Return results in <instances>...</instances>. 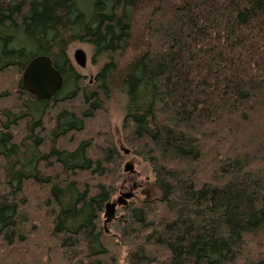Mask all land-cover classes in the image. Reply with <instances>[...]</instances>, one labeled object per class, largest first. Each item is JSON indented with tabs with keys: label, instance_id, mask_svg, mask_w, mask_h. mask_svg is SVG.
<instances>
[{
	"label": "trees",
	"instance_id": "1",
	"mask_svg": "<svg viewBox=\"0 0 264 264\" xmlns=\"http://www.w3.org/2000/svg\"><path fill=\"white\" fill-rule=\"evenodd\" d=\"M74 43L105 61L92 79ZM42 55L63 78L48 101L22 85ZM4 78L0 264H264V0H0ZM114 93L161 194L106 223Z\"/></svg>",
	"mask_w": 264,
	"mask_h": 264
},
{
	"label": "rangeland",
	"instance_id": "2",
	"mask_svg": "<svg viewBox=\"0 0 264 264\" xmlns=\"http://www.w3.org/2000/svg\"><path fill=\"white\" fill-rule=\"evenodd\" d=\"M77 49H81L86 53L88 61L85 69L79 68L73 61V54ZM68 55L70 56L77 72L89 79H92V77L96 75V73L105 63L104 60L94 62L92 60L93 54L91 47L83 43H74L73 45H71L68 49ZM4 81H7V78H4L2 82H0V86ZM125 102L126 101L123 96L118 93H114L112 97L105 103V109L108 114L111 133L113 135L115 145L117 146L120 153L124 156L122 167L123 178L118 185L117 192H115L112 200H116V198L119 195L121 196V194L123 195L128 193L133 194V198L130 201L139 202L150 200L159 197L161 192L159 187L154 183V178L150 166L142 161L139 157L131 155L127 150V147L124 145L121 124L124 116L123 111ZM33 207L34 203H32V209ZM120 208L121 207H117L116 214L118 209ZM27 256L28 257L26 259H30V255Z\"/></svg>",
	"mask_w": 264,
	"mask_h": 264
},
{
	"label": "water",
	"instance_id": "3",
	"mask_svg": "<svg viewBox=\"0 0 264 264\" xmlns=\"http://www.w3.org/2000/svg\"><path fill=\"white\" fill-rule=\"evenodd\" d=\"M73 61L81 69L87 66V56L84 51L77 49L73 54ZM23 88L41 101L50 100L62 87L63 78L61 73L54 68L52 60L48 56L34 57L26 66L22 74ZM130 198L129 194H124L116 203L107 204L105 208L106 223L115 217L116 205L126 202Z\"/></svg>",
	"mask_w": 264,
	"mask_h": 264
},
{
	"label": "flooded vegetation",
	"instance_id": "4",
	"mask_svg": "<svg viewBox=\"0 0 264 264\" xmlns=\"http://www.w3.org/2000/svg\"><path fill=\"white\" fill-rule=\"evenodd\" d=\"M129 195H130V198L126 201V202H123L122 201V203H120V205H116V208H115V211L117 210V207H120V206H127V204H128V202L133 198L132 196H133V194L132 193H128ZM124 195V194H123ZM121 196H122V194H121ZM120 195L116 198V200H112L111 202H110V204H112V203H116V201L118 200V199H120V197H121Z\"/></svg>",
	"mask_w": 264,
	"mask_h": 264
}]
</instances>
